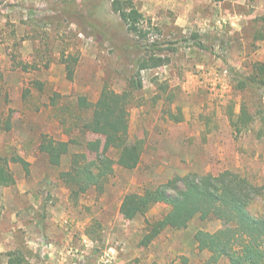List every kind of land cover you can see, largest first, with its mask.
I'll list each match as a JSON object with an SVG mask.
<instances>
[{
	"label": "rangeland",
	"instance_id": "rangeland-1",
	"mask_svg": "<svg viewBox=\"0 0 264 264\" xmlns=\"http://www.w3.org/2000/svg\"><path fill=\"white\" fill-rule=\"evenodd\" d=\"M63 1L0 0V155L12 147L30 164L25 175L11 163L16 184L0 187V264L14 258L9 252L18 253L21 264H208L209 253L195 248L193 236L216 231L219 221L194 218L187 229L165 230L143 248V218L123 219L121 199L188 173L230 170L264 183V89L258 104L232 87L236 73L264 63V0H134L160 30L151 38L167 43L166 64L141 72L144 86L136 96L142 105L130 109V136L145 140L142 161L134 170L115 167L102 192L90 190L75 201L57 179L68 158L49 168L37 154L39 138L66 141L57 118L68 122L70 112H78L77 99L94 103L104 84L121 92L128 63L141 54L124 46L131 42L109 0H86L80 8L100 25L101 36L81 18L57 12ZM62 52L78 58L72 81L60 63ZM9 54L37 70L13 69ZM155 77L168 85L165 96L172 95L173 104L152 102ZM243 98L254 122L252 130L237 133L228 114H238ZM168 107L174 114L179 108L184 120L169 121L163 113ZM82 151L71 146L69 154ZM167 210L156 205L147 217Z\"/></svg>",
	"mask_w": 264,
	"mask_h": 264
},
{
	"label": "trees",
	"instance_id": "trees-1",
	"mask_svg": "<svg viewBox=\"0 0 264 264\" xmlns=\"http://www.w3.org/2000/svg\"><path fill=\"white\" fill-rule=\"evenodd\" d=\"M211 1L219 3L223 0ZM85 2L83 0L79 6L76 0H64L56 11L61 15L81 18L86 27L101 36L98 30L100 25L97 22L91 24L80 9ZM109 3L111 12L117 15L128 36L127 40L130 39L131 44L124 46L139 51L141 55L128 63L130 69L121 92L104 84L94 103L83 97L77 99L75 107L78 112H70L68 122L56 117L68 137L66 141L42 134L36 147L37 154L46 160L49 168H59L64 158H68L67 168L58 172L57 179L74 201L90 190L102 192L115 167L124 170L139 167L145 140L130 136V109L142 105L136 96L144 86L141 72L161 68L167 62L163 54L167 43L151 38L154 33L159 35L160 30L150 26L135 1L109 0ZM9 57L13 69L22 72L37 70V64L22 62L17 54H9ZM77 62L76 55L62 52L60 63L64 66L68 81L73 80ZM152 82L156 89L152 102L155 104L161 100L168 106L173 104L172 95L165 96L168 85L159 82L157 77ZM35 85L39 91L42 90L39 82ZM232 87L240 94L255 96L258 104H261L264 63L254 62L248 73H236ZM53 98L59 99L60 95L54 92ZM163 113L167 114L171 122L180 123L184 120L179 108L176 114L169 107ZM228 118L237 133L252 130L254 115L244 98L238 114L235 116L230 111ZM6 123L4 129L9 131V120ZM71 146L82 147L83 151L69 154ZM16 152L15 148L9 147L5 155H0V187L16 184L11 163L20 165L25 175L29 174V162ZM156 205H165L168 210L159 217L149 219L147 213ZM120 211L123 219L130 222L143 218V232L139 240L143 248L148 247L165 230L187 229L194 218L202 222L214 219L221 223L219 229L214 232L198 230L193 236L196 249L209 253L208 264H216L221 260L226 261V264H264V183H258L250 176L230 170L217 174L175 175L155 188L125 193ZM8 255L14 257L9 258L8 264H21L18 253L9 252Z\"/></svg>",
	"mask_w": 264,
	"mask_h": 264
},
{
	"label": "crops",
	"instance_id": "crops-1",
	"mask_svg": "<svg viewBox=\"0 0 264 264\" xmlns=\"http://www.w3.org/2000/svg\"><path fill=\"white\" fill-rule=\"evenodd\" d=\"M38 155H40V154H38ZM41 156V155H40ZM43 161H44V164H46V160L41 156L40 157ZM47 166H48V164H46ZM49 167V166H48ZM194 246H195V248H196V243L194 242ZM204 252V251H203Z\"/></svg>",
	"mask_w": 264,
	"mask_h": 264
}]
</instances>
